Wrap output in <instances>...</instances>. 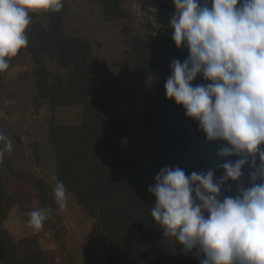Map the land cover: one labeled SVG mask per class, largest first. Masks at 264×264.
Masks as SVG:
<instances>
[{"label":"trees","instance_id":"trees-1","mask_svg":"<svg viewBox=\"0 0 264 264\" xmlns=\"http://www.w3.org/2000/svg\"><path fill=\"white\" fill-rule=\"evenodd\" d=\"M90 1L102 5L105 21L124 23L119 32L112 31L109 41L112 43L114 39L112 45L117 47L126 43L131 49V55L128 52L123 55L124 50L120 53L124 59L119 71L121 75L151 76V92L141 96L145 108L120 112V100H129L130 96L116 91L118 80L109 67L97 65L95 41L84 35H68L61 27L68 13L67 0H63L59 12H43L46 23L37 19V13L30 14L28 46L20 52L27 51L36 62L42 57L54 59L64 69L55 74L41 67L42 74H37L40 95L50 96L53 110L60 105L83 104L86 111L80 123L55 124L50 120L46 140L43 137L27 142L0 116V133L12 142L13 149L5 152L0 163V264H50L49 256L34 237L14 241L3 227L11 205L17 201L15 194L10 196L6 191L4 174L25 180L28 177L42 208H56L52 188L45 178L25 171L26 152L30 150L39 163L45 145L54 150L56 181H63L100 230L108 264H200L175 240L164 237L163 229L151 216L154 204L149 197L153 194L148 191L160 169L168 166L180 167L186 174L212 169L216 177L223 175L221 165L226 160L216 151L221 141L206 140L199 122L187 117L182 105L166 97L165 82L171 75L172 60L183 62L188 54L183 47L177 48L172 35L145 37L138 28H131V11L120 7L124 0ZM138 1L143 10L155 9L163 17L171 19L175 13L167 0ZM148 26L152 28L150 23ZM1 81L0 73V109L12 116L1 100ZM194 134L207 145L208 157L190 153ZM237 184L247 187L240 180H229L222 188L221 199L236 194ZM179 251L190 257L188 261H183Z\"/></svg>","mask_w":264,"mask_h":264},{"label":"clouds","instance_id":"clouds-1","mask_svg":"<svg viewBox=\"0 0 264 264\" xmlns=\"http://www.w3.org/2000/svg\"><path fill=\"white\" fill-rule=\"evenodd\" d=\"M170 19L177 48L165 82L166 97L182 105L199 122L208 141H222L218 156H236L215 171L186 174L164 167L148 191L156 198L150 213L186 253L200 264H264V0H173ZM63 0H0V73L28 46L30 13L59 12ZM201 76L205 82L193 86ZM0 163L12 142L0 133ZM257 156L259 163H257ZM248 164L250 186L237 184L236 194L222 196L227 181H239ZM259 181V183H257ZM54 199L67 206V190L57 180ZM50 209L29 212V224L40 230ZM193 250H195L193 252Z\"/></svg>","mask_w":264,"mask_h":264},{"label":"rangeland","instance_id":"rangeland-1","mask_svg":"<svg viewBox=\"0 0 264 264\" xmlns=\"http://www.w3.org/2000/svg\"><path fill=\"white\" fill-rule=\"evenodd\" d=\"M167 1L176 11L173 0ZM67 6L68 13L64 16L61 24L64 32L68 35H84L91 40L93 39L95 41L93 46L98 54L97 65L109 67L118 80L116 91L123 94L128 93L130 96L129 100H120L119 111L128 113L145 108V102L142 101L141 96L151 92V76L131 75L130 73L121 75L119 67L124 57L120 53L124 50L123 55L125 52L131 55V49L126 43L120 47L112 45L114 39L112 43L109 42L112 31L118 30L119 32V27L121 28L124 23L105 21L102 5L99 2L67 0ZM120 7L131 11L130 27L138 28L145 37H149L151 34L153 36L173 34L174 30L170 27V18L161 16L155 9L143 10L138 0H124ZM43 12L45 11L34 13L38 14L37 19L46 23L47 17L42 15ZM126 23L128 22L126 21ZM148 23L151 24L152 28L148 26ZM99 41L104 42V44L100 46ZM183 50L189 54L186 48ZM9 64V68L1 73V93L3 95L1 100L9 107L12 116H8V113L3 109H0V116L4 117V121L9 122L20 132L24 142L34 138L43 139V137L46 140L50 129V120H53L51 123L54 122L55 124H76L82 121L86 111L85 105H60L56 107V110H53L49 103L50 96L40 95L37 74H42L41 67L55 74L64 71L54 59L42 57L40 62H36L30 53L23 51L12 58ZM202 83L209 82H205L201 76H198L196 85ZM137 130L135 129L136 134H138ZM224 144L225 142H219L216 146L217 153ZM42 151L43 158L39 163L36 162L30 150L26 152L25 162L28 166H26L25 171L31 176L45 178L48 187L52 188L53 192L56 183L54 150L45 145ZM189 151L193 156L201 158L210 155L207 145L197 134L192 136ZM223 159L235 161L238 157ZM257 161H259L258 156ZM242 171L244 176L240 182H244L249 187V172L251 171L249 165L246 164ZM4 182L8 194L10 196L15 194V200H17L16 204L11 205L8 215L3 221V227L9 230L14 241H19L28 236L34 237L39 248L49 256L50 264H108L100 230L95 226L94 219L87 215L77 202L75 195L67 188V206L61 209L54 199L56 208L50 209L51 219L46 220L40 230H34L29 224L30 217L28 214L34 209L42 208V205L36 198L32 182H29L28 177L25 180L21 176L10 174H4ZM149 200L155 205L156 198L154 195L149 197ZM174 242L171 243L174 244ZM166 247L165 245V249ZM178 254L183 261H188L190 257L195 260L203 259V255L197 258L193 253L189 255L190 257L185 256L180 251Z\"/></svg>","mask_w":264,"mask_h":264}]
</instances>
